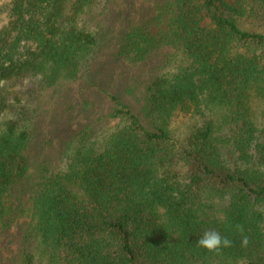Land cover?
Listing matches in <instances>:
<instances>
[{"label":"trees","instance_id":"16d2710c","mask_svg":"<svg viewBox=\"0 0 264 264\" xmlns=\"http://www.w3.org/2000/svg\"><path fill=\"white\" fill-rule=\"evenodd\" d=\"M27 78L55 90L51 112L72 90L98 91L106 114L52 144L74 104L51 126L12 117ZM210 230L232 247L198 246ZM13 252L17 264H264V0H0V263Z\"/></svg>","mask_w":264,"mask_h":264},{"label":"rangeland","instance_id":"374dc122","mask_svg":"<svg viewBox=\"0 0 264 264\" xmlns=\"http://www.w3.org/2000/svg\"><path fill=\"white\" fill-rule=\"evenodd\" d=\"M116 13H118V10L112 11V14H116ZM159 60L157 64H160V62L162 63V59H159ZM111 70L113 69L107 68L106 65H103L101 69L103 74L108 73L109 76L112 77L113 75H112ZM99 72H100V69H99ZM109 83L113 84L111 78L109 79ZM11 92L13 93L12 94L13 98L15 96H18L19 98L18 103L13 104L10 108L11 116L16 118V116L21 111L27 114L31 113V115L34 114L35 111H37V115L40 117V126L44 125L46 122H48L47 125L51 126V123L53 122L51 121V119H56L54 118V114L58 118V116H62V113L65 111L64 109H67L68 105L71 102L74 104V105H71L72 109L68 108V111H69L68 114L70 115L69 124L71 127H73L72 130L67 129L61 122L59 124L58 120L55 121L58 124V126H56L55 128L56 130L51 131V136L49 138L51 139V143L55 145L58 144L61 139L70 137V133L76 131L78 128H81L82 125H85L89 121H92L96 118H104V114H106V107H104V103H102L101 98L98 94L99 93L98 91H95L97 96L92 95L91 97L87 98L85 94H83L82 92L80 93L79 91H77L76 93H73L72 90H70L71 92L70 101L66 103V99H63V95H60L58 97V103L54 105L52 108V112H51V99H53L54 96L56 95L54 94L55 90L45 91L41 93L37 89L35 78H27L26 80L14 85L13 89H11ZM13 98L10 99V104L14 102ZM88 99L92 100L95 106L92 105L90 107L91 109H87V111L78 110L80 109L79 105L85 102H89ZM61 104H63L64 106V108H62L63 110L61 112H54V109L55 108L59 109L61 107ZM45 109H48V114L50 113V118L47 120L43 119L45 118V116H47V114L46 115L43 114V111H45ZM77 122L79 123L76 124ZM187 123L188 121L185 118L181 116L175 117L171 121V129H173L176 135H182L185 131V128H187L186 127ZM66 124L68 125V123ZM58 128H61V130H58ZM40 137L42 138L41 134H40ZM9 256H10V259L5 264H17L18 263L17 253L13 252L12 254H9Z\"/></svg>","mask_w":264,"mask_h":264},{"label":"clouds","instance_id":"9594fccd","mask_svg":"<svg viewBox=\"0 0 264 264\" xmlns=\"http://www.w3.org/2000/svg\"><path fill=\"white\" fill-rule=\"evenodd\" d=\"M235 229L236 232L241 235V245L246 246L248 244V238L244 235L243 226L238 224L235 226ZM196 243L209 252H218L223 248H230L233 245L231 239L226 236H221V234L215 230L206 231Z\"/></svg>","mask_w":264,"mask_h":264}]
</instances>
